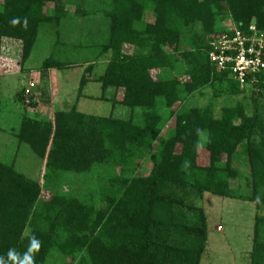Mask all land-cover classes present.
Instances as JSON below:
<instances>
[{
  "label": "trees",
  "instance_id": "16d2710c",
  "mask_svg": "<svg viewBox=\"0 0 264 264\" xmlns=\"http://www.w3.org/2000/svg\"><path fill=\"white\" fill-rule=\"evenodd\" d=\"M68 2L0 0V68L4 38L20 42L23 64L40 27H59L69 16ZM77 2L76 13L86 14ZM108 2V36L97 46L100 56L111 55L95 78L103 88L98 98L107 99L113 86L122 91L113 104L139 112L130 119L87 114L76 101L56 110L53 120L39 119L25 113L37 107L38 86L27 96L21 88L24 112L13 134L46 160L45 173L42 185L19 171L16 160L0 158V259L22 264L35 239L33 264H47L51 255L60 264H201L209 228L197 201L211 193L255 203L250 264H264V69L255 74L252 111L242 100L223 106L220 116L212 103H187L208 87L215 98L245 92L212 63V42L227 31L228 17L240 28L255 23L264 31V0ZM71 65L50 56L40 69ZM93 67L89 62L81 76L80 96ZM72 174L71 189L64 190V176Z\"/></svg>",
  "mask_w": 264,
  "mask_h": 264
},
{
  "label": "rangeland",
  "instance_id": "374dc122",
  "mask_svg": "<svg viewBox=\"0 0 264 264\" xmlns=\"http://www.w3.org/2000/svg\"><path fill=\"white\" fill-rule=\"evenodd\" d=\"M86 14L76 13L79 2L69 0V16L62 20L59 27L54 23L40 27L38 39L28 59L21 64L20 42L16 39H3V52L0 74V158L11 162L16 160V168L27 176L37 179L43 185L45 159L39 158L27 143H19L13 134L18 128L19 118L24 112L23 105L17 101V94L30 80L37 84V107L25 108V113L39 119L53 120L56 110L68 109L76 101L79 111L99 116H113L119 119H130L139 109H132L121 103L113 104L115 95L121 96L122 91L115 87L105 90L107 99H99L103 93L102 85L95 80L106 69L111 53L100 56L97 44L105 41L108 36L109 20L103 12L108 7V0H80ZM52 9V2L48 3ZM150 19L153 13H148ZM231 17L226 19V23ZM224 21V22H225ZM230 23V22H229ZM131 50V49H130ZM53 56L72 63L69 68L48 70L40 69L42 62ZM89 62L94 63L92 74L83 88L85 96H80V79ZM21 68V69H20ZM155 75L156 72L153 71ZM253 85L246 87L245 92L237 96L215 98L212 88L196 93L188 98V105L205 107L212 103L216 116L221 115L225 105H235L242 100L252 111L251 103ZM244 89V88H243ZM264 102V91L261 95ZM174 126L172 120L164 130V134ZM200 163H207V152L200 148ZM146 162V170L150 167ZM139 168L140 174L145 173ZM77 175H66L67 183L62 188L71 189L73 178ZM82 175L78 176L81 177ZM84 178V177H83ZM79 180V179H78ZM77 180V181H78ZM234 185H238L235 182ZM245 189L244 184H241ZM74 188H79L74 186ZM73 189V188H72ZM204 207L208 216L209 241L201 264H250V251L254 236L255 216L258 212L254 202L247 200L221 197L205 193L197 201ZM264 213V210L263 212ZM47 264H60V259L51 255Z\"/></svg>",
  "mask_w": 264,
  "mask_h": 264
},
{
  "label": "built area",
  "instance_id": "2783aa9c",
  "mask_svg": "<svg viewBox=\"0 0 264 264\" xmlns=\"http://www.w3.org/2000/svg\"><path fill=\"white\" fill-rule=\"evenodd\" d=\"M229 22L223 23L227 31L214 38L210 59L218 71H228L231 79L246 88L256 81L255 74L264 69V31L255 23L246 30L238 27L232 18ZM36 85L30 80L24 87L25 95H30Z\"/></svg>",
  "mask_w": 264,
  "mask_h": 264
},
{
  "label": "clouds",
  "instance_id": "9594fccd",
  "mask_svg": "<svg viewBox=\"0 0 264 264\" xmlns=\"http://www.w3.org/2000/svg\"><path fill=\"white\" fill-rule=\"evenodd\" d=\"M39 247H40L39 242L36 241L35 239H33L31 242L30 248H29V254L25 255V258H24V261L22 262V264H33L30 253L34 250H38ZM9 256L13 260L16 259V256L12 252H9ZM0 264H4V261L2 259H0Z\"/></svg>",
  "mask_w": 264,
  "mask_h": 264
},
{
  "label": "crops",
  "instance_id": "0c3cea01",
  "mask_svg": "<svg viewBox=\"0 0 264 264\" xmlns=\"http://www.w3.org/2000/svg\"><path fill=\"white\" fill-rule=\"evenodd\" d=\"M84 94V93H83ZM83 96H85V94L83 95ZM99 97V96H98Z\"/></svg>",
  "mask_w": 264,
  "mask_h": 264
}]
</instances>
